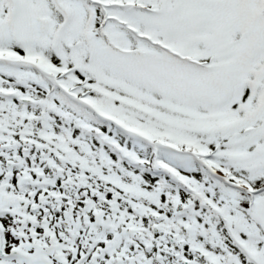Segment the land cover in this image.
<instances>
[{"label": "snow or ice", "instance_id": "1", "mask_svg": "<svg viewBox=\"0 0 264 264\" xmlns=\"http://www.w3.org/2000/svg\"><path fill=\"white\" fill-rule=\"evenodd\" d=\"M0 264H264V0H0Z\"/></svg>", "mask_w": 264, "mask_h": 264}]
</instances>
